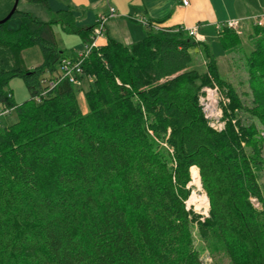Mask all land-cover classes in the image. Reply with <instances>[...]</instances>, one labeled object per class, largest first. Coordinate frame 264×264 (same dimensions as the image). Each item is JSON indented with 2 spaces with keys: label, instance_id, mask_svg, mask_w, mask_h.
Masks as SVG:
<instances>
[{
  "label": "trees",
  "instance_id": "1",
  "mask_svg": "<svg viewBox=\"0 0 264 264\" xmlns=\"http://www.w3.org/2000/svg\"><path fill=\"white\" fill-rule=\"evenodd\" d=\"M28 1L49 10L48 0ZM52 14L41 21L15 9L0 23V113L18 116L0 130V264H203L194 224L213 256L264 264V137L239 122L238 131L231 121L212 128L197 100L214 81L228 88L230 120L243 111L264 130V24L247 57L251 105L220 78L204 43L148 20L139 41L108 38L85 57L83 112L67 79L49 90L41 80L76 55L57 47L53 25L84 43L93 25L76 26L69 9ZM231 34L223 29V50ZM21 46H38L42 61L23 66ZM14 77L29 93L21 103L8 87ZM192 166L208 198L202 220L185 203Z\"/></svg>",
  "mask_w": 264,
  "mask_h": 264
},
{
  "label": "rangeland",
  "instance_id": "2",
  "mask_svg": "<svg viewBox=\"0 0 264 264\" xmlns=\"http://www.w3.org/2000/svg\"><path fill=\"white\" fill-rule=\"evenodd\" d=\"M14 1L15 0H0V19L5 17L11 10ZM121 1L124 4L125 1ZM252 1L253 5L249 8L252 11H256L258 9V5H264V0ZM91 4L92 6H95V8L102 10L106 7V0H91ZM16 9L29 12L32 14V16L41 21H46L53 15L52 12L46 10L42 4L29 2L28 0H18ZM261 10L259 12L253 13L252 15L260 13ZM252 15H250L246 21L243 20V24L238 27L237 30L228 29L232 33L230 36L232 37V40L229 42L227 39L228 42L225 50H223L217 39H214L213 43L210 45L211 52L215 55L217 60L220 78L232 86V88L239 94L242 102L245 105H251L252 103L248 78L247 57L253 49V41L256 37L254 31L255 27L258 26L254 24L251 18ZM111 21H108V26L110 25ZM53 32L57 47L60 50L65 52H70L71 50L79 52L85 46L77 34L66 33L57 24L53 25ZM20 38L16 36V40L18 39L21 41L22 38ZM117 39L124 44H128L126 41H124V37H118ZM22 42H24V40H22L20 43ZM190 50L193 56L192 67L196 68L200 72H203L205 70V59L202 49L197 50L195 47H192ZM17 58L19 62L26 68H33L42 61L41 52L38 46H27L24 48L22 46L19 47ZM88 82H90V80L87 81L84 79L79 86H75V98L83 112L88 110L85 98V91L87 90ZM8 87L12 90L13 97L17 103H21L29 96L28 90L23 80L19 77L12 78ZM227 92V87L220 86L214 81H209V83L199 87L197 100L199 104L203 106L210 126L216 130H224L227 123L231 121L235 131H238L239 122L241 124L247 125L248 127L253 126L256 132L264 137V130L261 125L254 117L246 114L245 112L235 110V117L231 118V120L229 119L230 97L227 95ZM17 118L18 116L16 110H10L9 113L0 114V130H2L4 127L11 126L15 121H17ZM192 168H194V166L190 168L191 178L188 183L190 193L185 203L187 208L194 211V213H196L202 220L208 216V198L201 185L192 179ZM258 180L264 194V156L263 164L258 171ZM253 202L256 203V200L253 199ZM193 243L194 246L199 250L200 258L203 264H230L229 259L223 253L217 252L215 253V256L210 253V250H208V245L197 232L196 224L193 225Z\"/></svg>",
  "mask_w": 264,
  "mask_h": 264
},
{
  "label": "crops",
  "instance_id": "3",
  "mask_svg": "<svg viewBox=\"0 0 264 264\" xmlns=\"http://www.w3.org/2000/svg\"><path fill=\"white\" fill-rule=\"evenodd\" d=\"M110 1L106 0V10H100L92 6L91 0H48V11L54 13L69 9L76 26L87 27L94 24L98 15L107 14L108 8L113 7L116 15L109 18L112 21L107 20L104 33L96 42L99 46L104 45L108 38L119 41L118 37H124L128 43L126 45L139 41L149 28L140 21L144 18L151 20L153 26L195 27L196 37L193 38L204 43L211 52L210 45L214 39L220 43L224 29L222 25L226 20L235 18L246 21L263 8L258 5L256 11L249 9L253 5L252 0H187L186 5L181 0H124V4L121 0ZM108 21H111L109 26ZM69 53L77 52L71 50Z\"/></svg>",
  "mask_w": 264,
  "mask_h": 264
},
{
  "label": "built area",
  "instance_id": "4",
  "mask_svg": "<svg viewBox=\"0 0 264 264\" xmlns=\"http://www.w3.org/2000/svg\"><path fill=\"white\" fill-rule=\"evenodd\" d=\"M182 4L186 5L188 3L187 0H181ZM115 14V9L113 7L108 8V13L107 14H100L96 17L91 34H90V41L88 43H85L84 48L77 52L75 57H64L60 59L58 65H57V72L55 73L54 76L50 77L48 74L43 76L42 78V84L44 87H47L49 90L50 88L54 87L59 80L61 79H67L72 85L74 86H79L81 82L86 78L88 80H91L92 77H85L83 70H82V63L85 57L90 53L92 48L98 47L99 45L96 44L97 39L101 37L104 33L106 22L109 18L114 17ZM254 24L261 26L264 24V5L260 13L252 15L251 16ZM140 21L146 25L150 26V23L148 20L142 18ZM242 20L240 19H228L226 20L222 27L227 28V29H234L237 30L238 27L242 25ZM188 35L192 37H196V29L195 27H188V28H183ZM46 92H42L41 95L44 96ZM35 100L39 101V97H35ZM205 118L207 119V115L205 114V110L201 104H199ZM9 113V110L5 109L2 110L0 114H5ZM208 120V119H207ZM209 123V121H208ZM210 125V124H209Z\"/></svg>",
  "mask_w": 264,
  "mask_h": 264
},
{
  "label": "bare ground",
  "instance_id": "5",
  "mask_svg": "<svg viewBox=\"0 0 264 264\" xmlns=\"http://www.w3.org/2000/svg\"><path fill=\"white\" fill-rule=\"evenodd\" d=\"M191 176H192V179H194V181H197L200 184V180H199V176H198V171H197V168L194 167L191 169Z\"/></svg>",
  "mask_w": 264,
  "mask_h": 264
},
{
  "label": "water",
  "instance_id": "6",
  "mask_svg": "<svg viewBox=\"0 0 264 264\" xmlns=\"http://www.w3.org/2000/svg\"><path fill=\"white\" fill-rule=\"evenodd\" d=\"M17 2H18V0L14 1V4H13L11 10L7 13V15L5 17L0 19V23L4 22L8 18V16L16 9Z\"/></svg>",
  "mask_w": 264,
  "mask_h": 264
}]
</instances>
